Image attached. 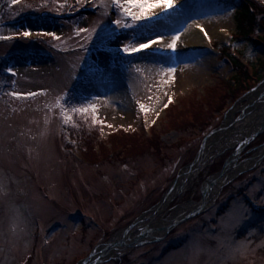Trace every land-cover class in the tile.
I'll list each match as a JSON object with an SVG mask.
<instances>
[{
    "label": "rangeland",
    "instance_id": "1",
    "mask_svg": "<svg viewBox=\"0 0 264 264\" xmlns=\"http://www.w3.org/2000/svg\"><path fill=\"white\" fill-rule=\"evenodd\" d=\"M240 1L173 0L174 7L123 28L114 21H133L112 0H0V36L14 37L0 40V184L7 192H0V264H77L119 232L134 235L139 225L199 202L207 179L229 159L241 168L203 209L174 220L160 238L92 262L179 264V253L203 238L211 251L200 264H264V157L245 165L264 144V70L258 84L249 80L253 91L233 94L223 54L239 56L248 72L263 61L264 16L257 14L248 35L252 44L233 41ZM23 31L32 35H17ZM45 32L60 39L37 34ZM186 33L201 45L181 41ZM176 34L173 51L166 43ZM158 37L142 52L121 51ZM202 150V165L179 178ZM172 182L177 193L150 215ZM236 204L247 215L219 247L210 238L220 237L221 217Z\"/></svg>",
    "mask_w": 264,
    "mask_h": 264
},
{
    "label": "snow or ice",
    "instance_id": "2",
    "mask_svg": "<svg viewBox=\"0 0 264 264\" xmlns=\"http://www.w3.org/2000/svg\"><path fill=\"white\" fill-rule=\"evenodd\" d=\"M18 2V0H13V3ZM112 3L117 7L123 10L124 14L131 18L133 21V24H121L120 19H116L114 23L117 27H123V28H132L133 25L137 22L143 21L145 19H151V16H148L147 13L151 12L152 15H156V13L153 11L154 9L160 7L165 10L174 7L173 0H112ZM133 9H137L138 11H133ZM87 30L84 28H80L79 32L83 33ZM200 31L203 33L205 38H208V33L205 31L203 27L200 28ZM38 35H47L51 36L53 39L59 40L60 37H58L55 33L52 32H45V33H37ZM17 35H21L24 38H27L32 35L30 31H23L22 33H17ZM13 36H0V40H11L13 39ZM179 34L174 35L171 38L170 43H166V47L168 49H171L173 51L176 50L177 47V41L179 40ZM210 39V38H209ZM162 42V38L158 37L157 39H147L146 42L139 43L138 46L135 47H128L127 45L124 46L121 51L127 55H132L134 53L142 52L143 50L151 48L153 45H158ZM9 73H11L13 76L16 74L12 69L7 70ZM175 68H168L167 72L172 75V79H175ZM11 95L13 97L17 98H26V97H32L35 96L36 93H18V92H12ZM172 98H168V104H165L164 107L167 108L168 105L172 103ZM89 107L93 110V113H95V105H89ZM141 111H144L145 114H147L148 109L145 105H140ZM80 112H87L88 108H80ZM65 119H70V117H66ZM95 122V121H94ZM107 127L111 128L112 125H107ZM0 192L3 193V195H7V192L3 190L2 184H0ZM264 203V201H262ZM247 211L242 206L236 204L231 209H229L223 217H221L220 224L218 227L220 228V237H211L210 239H216L218 241L219 247H224V240H230L232 236V232L234 229L241 223V221L246 217ZM222 238V239H221ZM203 238H201V241ZM201 241L195 242L192 246L189 248L184 249L181 253H179V264H200V256L203 253L210 252L211 250L206 248ZM238 248H246L247 243L246 242H238L237 243ZM218 250V249H217Z\"/></svg>",
    "mask_w": 264,
    "mask_h": 264
},
{
    "label": "bare ground",
    "instance_id": "3",
    "mask_svg": "<svg viewBox=\"0 0 264 264\" xmlns=\"http://www.w3.org/2000/svg\"><path fill=\"white\" fill-rule=\"evenodd\" d=\"M197 27L200 28L199 25ZM187 32H189V31L187 30ZM184 35L183 34L181 35V41L184 40V42L186 44L188 43L189 45H191L192 48L197 47V45L195 43L200 44L199 41H196L193 38L190 39V36H188V33H186ZM186 35L188 37H186ZM190 35L192 37V34H190ZM197 38L198 37H196V39ZM180 43H182V42H180ZM191 75H192L191 73L188 75V73L186 72L187 77H189ZM204 153H205L204 150H202L201 153H199V156H198L197 160L195 161V164H193L194 166H192L188 171H182L179 175V178H182L183 175H189L190 176V173L193 171V169L200 167L202 165V163L204 162V158H205ZM263 157H264V144H262L253 153V155L249 159H247L245 165H251L252 163L256 164L258 161L263 159ZM240 168H241V166H236V164L233 163V159H229L226 162L221 174L214 175V176L210 177L209 179H207V181L205 182V185L203 187L201 200L199 202H197L195 204L187 205L185 207V209L183 210V212H176L175 215H173L169 218H166L165 220H158V221H154V222L152 221L148 224L139 225L136 228V230H134L135 231L134 235L132 234V232H128L127 230L124 232H119L109 242V245L107 244L106 247H102V246L100 247L99 246V247L95 248L94 251L91 253L92 255L87 260V263L91 262L92 260H95L96 258H98L99 256H102V255L111 256V255L115 254L116 252L120 251L122 249V247L131 246L133 244H137L140 242L141 243L147 242V241L153 240L155 238H160L162 234L164 235L168 231V229L172 225L171 223L174 220L180 218L181 216H183L184 214H187V213H196L199 210H201L203 207H205L207 204H209V202H211L212 199L214 198V196L217 194L219 187L221 185H223L225 182H227V180H229L234 174H236V172ZM177 186H178L177 184L171 186L172 188L169 191V193L167 194V196L164 197V199L155 208H152V213L150 215H157L161 210H163L164 208L167 207V204H168V201L170 200V198L177 193V189H178Z\"/></svg>",
    "mask_w": 264,
    "mask_h": 264
},
{
    "label": "trees",
    "instance_id": "4",
    "mask_svg": "<svg viewBox=\"0 0 264 264\" xmlns=\"http://www.w3.org/2000/svg\"><path fill=\"white\" fill-rule=\"evenodd\" d=\"M260 13L264 16V9L256 2L252 0H241L240 1L239 9L236 10V12L234 13V21H235V28L237 29V32H236L237 34H236V38L232 36V38H234L233 41H238V42L239 41H243V42L249 41L250 44L253 43L248 35H250V33L254 31L255 26H258L257 25L258 21L256 19H257V14H260ZM223 51H224L223 53L224 57L228 59L234 71L233 76L230 78L231 83L226 84L227 88L228 87L231 88L230 90L232 91L233 94L240 92V91L248 90V88L250 87L249 80H251V83H256L258 80H260L261 76L259 77V71L264 70V60L259 62L256 66H252L251 71L248 72V70L246 69L247 65L241 62V59L238 58L239 56H236L232 52H228L226 48H224ZM222 92L224 91L221 90L220 93L218 94V100L223 99L224 96L222 95ZM218 100L216 99L215 103H218ZM217 105H220V104H216V106ZM113 140H114V137L112 138V141L110 142L112 146L116 144V143L114 144L112 143L114 142ZM143 140L144 139L140 141H143ZM126 143L127 141L123 143L125 147L127 146ZM133 150H137V149H133ZM120 155H116L115 158ZM188 161L190 160L188 159L186 162ZM240 191L241 189L238 192Z\"/></svg>",
    "mask_w": 264,
    "mask_h": 264
},
{
    "label": "water",
    "instance_id": "5",
    "mask_svg": "<svg viewBox=\"0 0 264 264\" xmlns=\"http://www.w3.org/2000/svg\"><path fill=\"white\" fill-rule=\"evenodd\" d=\"M222 171H223V169L220 170L219 174H221ZM88 259H89V257L83 259V260L81 261V263H82V264H87V260H88Z\"/></svg>",
    "mask_w": 264,
    "mask_h": 264
}]
</instances>
